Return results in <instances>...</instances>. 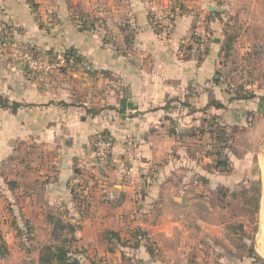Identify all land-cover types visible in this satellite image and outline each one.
Instances as JSON below:
<instances>
[{
  "label": "crops",
  "instance_id": "crops-1",
  "mask_svg": "<svg viewBox=\"0 0 264 264\" xmlns=\"http://www.w3.org/2000/svg\"><path fill=\"white\" fill-rule=\"evenodd\" d=\"M160 11L166 19L157 22ZM1 26L41 55L75 56L39 81L0 43V193L13 217L51 223L41 208L79 207L72 192L80 174H97L79 163L106 135L113 141L106 181L83 214L68 216L77 257L165 264L142 240L172 255L169 241L180 254L185 239L211 229L210 200L203 219L193 186L168 181L196 167L189 135L203 116L230 138L221 154L229 169L210 167L205 173L216 174L206 189L258 192L256 259L225 263L264 264V0H0ZM196 27L208 37L200 60L186 51Z\"/></svg>",
  "mask_w": 264,
  "mask_h": 264
},
{
  "label": "rangeland",
  "instance_id": "rangeland-1",
  "mask_svg": "<svg viewBox=\"0 0 264 264\" xmlns=\"http://www.w3.org/2000/svg\"><path fill=\"white\" fill-rule=\"evenodd\" d=\"M157 14H162L163 18L165 17L166 19V15L163 12L160 11ZM3 28V26L0 27L1 45L4 42L6 45H10V42L15 43L12 39L13 37L10 36L11 32H6ZM20 45L19 43H15L17 47H20ZM10 54L12 55V51H10ZM12 58L16 59L14 56ZM197 118L201 120L200 125L196 127L197 142L193 148L190 147V155H193L195 161H197L196 167L194 168L195 172L191 170L190 174H180L175 179H171V176H169L168 181L175 182L178 185L190 184V186H193V189L189 193L195 201L196 215L203 219L205 218L204 214L207 213L203 201L204 199L206 201L210 200L209 204L211 207L209 215L212 223L211 229H208L209 231H206V237H202L200 240L195 239L192 242L191 240L185 239L183 245L184 250H181L180 254H176L179 250L169 241L167 242L169 243L168 247L164 248L168 252H173L172 255H166L165 251L161 255L153 241L151 243L149 240L142 241L146 244L145 248L151 253L153 252L151 255L158 261L162 260L165 264H172L173 259L175 261L174 264H226L225 262L231 263V259L234 256L242 259H247L248 257L256 259L252 251V236L256 231L255 214L256 196L258 192L256 190L244 189H237L230 192L229 190L225 191L220 189V187H215L216 189L214 190L206 189V186L216 173L207 175L205 172L211 171L210 167H214V162L217 160L214 154L217 152L223 153L224 151L221 147V142L214 135L198 134V128L207 131L208 126L202 123L203 116ZM202 124H204V127ZM206 177L209 179L206 180ZM9 203L7 200L3 201L0 193V232L8 248V254L4 258H0V264H37L40 249L49 245H63L74 257L79 259L77 257L78 254H76L77 242L71 241L72 235L69 231H57L54 233L52 231V224L46 220H42L39 223L37 221L31 223L30 221H25L23 217H13L11 212L14 208L12 209ZM82 208V203L79 207L72 208L71 211L48 206L41 208L40 210L42 211L40 214H42V219H45V216L48 215L52 217L59 215L60 218L64 219L63 221L65 223L76 226L75 223L68 222V216L74 220L75 218L72 214L78 213L77 210H82ZM20 214L23 213L15 210L16 216H21ZM36 219L38 220L39 217H36ZM198 223L196 222L197 230L201 226ZM239 227H242L243 231ZM128 242L133 241L129 240Z\"/></svg>",
  "mask_w": 264,
  "mask_h": 264
},
{
  "label": "trees",
  "instance_id": "trees-1",
  "mask_svg": "<svg viewBox=\"0 0 264 264\" xmlns=\"http://www.w3.org/2000/svg\"><path fill=\"white\" fill-rule=\"evenodd\" d=\"M9 28H6V30ZM208 47V45H207ZM33 49V48H32ZM192 50L191 47L186 48V51L190 52ZM35 54H38V52L35 51ZM206 54V51L202 54H199L197 52H190V57H194L196 60H200L204 55ZM65 56L67 59L74 58V53L71 50L65 51ZM197 129V128H196ZM196 129L194 131V134H190L189 137H195ZM175 133V131L171 130ZM198 134H211L214 135L217 140L221 142L222 149H228L229 146V140L230 138L227 136V133L224 128H221L220 126H214V124L210 125L208 127L207 131L202 130L201 128L197 130ZM197 139V138H196ZM197 142V141H196ZM222 152H217L214 154L217 158L214 162V168L218 169L220 168L222 172H227L229 169V163L228 159L225 156H221ZM81 179L76 183L75 190L72 194L77 197L79 204L82 203L83 208L82 210H77L78 214H83L86 210L87 204H89V199L92 197L94 191L93 189L95 187H100L104 185L106 181V173L102 174H94L91 172H85L80 174ZM102 190V189H100ZM79 197V198H78ZM76 199V198H75ZM257 199V198H256ZM256 209H257V202H256ZM51 224L53 227V232L57 231H69L71 233V241H76L74 238V233L77 226L70 225L68 223H65L63 220L57 217H50ZM243 231L241 227H239ZM149 251V250H148ZM150 253V251H149ZM8 254V248L4 241L3 235L0 232V258L6 257ZM151 255V254H150ZM251 256V255H250ZM37 264H81L80 260L73 256V254L68 251L63 245L61 246H44L40 249L39 257Z\"/></svg>",
  "mask_w": 264,
  "mask_h": 264
},
{
  "label": "built area",
  "instance_id": "built-area-1",
  "mask_svg": "<svg viewBox=\"0 0 264 264\" xmlns=\"http://www.w3.org/2000/svg\"><path fill=\"white\" fill-rule=\"evenodd\" d=\"M164 19L165 17L163 18L162 14H156L155 16V20L157 21L161 22ZM192 38L193 42L190 44L192 46V52L204 53L208 45L206 32L202 28L196 27L193 30ZM15 43L10 42V45H6L4 42L2 46L12 51V56L18 62L24 64L28 72L36 75L39 81H43L50 73L65 69L69 65V59L66 58L65 52L47 57V55L35 54V51L27 46L20 45V47H17ZM126 145L127 152L131 154L130 149L133 148V144L126 143ZM112 149L113 141L110 137L106 135L98 136L92 145L91 159L87 163L80 162L79 169L85 170L88 167L89 170L98 174L106 173L110 167ZM130 154L127 156V162L132 164L133 158L131 156L132 154Z\"/></svg>",
  "mask_w": 264,
  "mask_h": 264
}]
</instances>
